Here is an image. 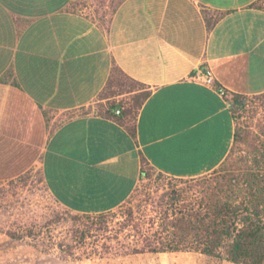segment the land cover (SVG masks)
I'll return each instance as SVG.
<instances>
[{"label":"crops","instance_id":"obj_1","mask_svg":"<svg viewBox=\"0 0 264 264\" xmlns=\"http://www.w3.org/2000/svg\"><path fill=\"white\" fill-rule=\"evenodd\" d=\"M198 67L230 98L264 93V0H0V181L39 167L59 203L98 214L130 198L143 159L211 173L236 124Z\"/></svg>","mask_w":264,"mask_h":264},{"label":"rangeland","instance_id":"obj_2","mask_svg":"<svg viewBox=\"0 0 264 264\" xmlns=\"http://www.w3.org/2000/svg\"><path fill=\"white\" fill-rule=\"evenodd\" d=\"M132 87L128 80L121 85ZM263 116L264 102L250 103L236 127L255 129ZM174 184L184 186L154 169L118 208L81 214L53 197L39 167L0 181V264H232L199 252L130 253L128 246L152 231L154 217L159 221V201Z\"/></svg>","mask_w":264,"mask_h":264},{"label":"trees","instance_id":"obj_3","mask_svg":"<svg viewBox=\"0 0 264 264\" xmlns=\"http://www.w3.org/2000/svg\"><path fill=\"white\" fill-rule=\"evenodd\" d=\"M258 101L264 102V93L233 94L235 121ZM154 169L143 159L141 178ZM179 181L184 186L166 192L159 221L154 217L152 231L135 239L130 253L199 252L234 264H264V116L255 129L237 123L234 144L218 168Z\"/></svg>","mask_w":264,"mask_h":264},{"label":"built area","instance_id":"obj_4","mask_svg":"<svg viewBox=\"0 0 264 264\" xmlns=\"http://www.w3.org/2000/svg\"><path fill=\"white\" fill-rule=\"evenodd\" d=\"M191 79L199 83L214 87L223 98L227 99L229 105H232L228 89L225 86L217 83L215 74L212 69L210 68L203 69L201 67H198L195 73L191 75ZM121 112L122 109L120 108L116 109V114H121Z\"/></svg>","mask_w":264,"mask_h":264}]
</instances>
